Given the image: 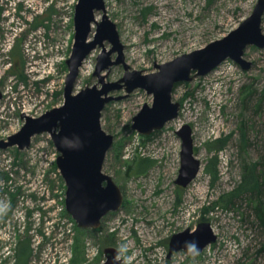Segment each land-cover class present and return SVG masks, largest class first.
<instances>
[{
  "label": "rangeland",
  "instance_id": "rangeland-1",
  "mask_svg": "<svg viewBox=\"0 0 264 264\" xmlns=\"http://www.w3.org/2000/svg\"><path fill=\"white\" fill-rule=\"evenodd\" d=\"M77 1L0 0V138L22 126L19 112L38 115L61 105ZM103 1L125 62L150 73L155 63L226 35L252 13L258 0ZM102 13H95L97 20ZM261 29L264 33V12ZM94 31L95 25L90 38ZM104 45L111 47L108 41ZM100 51L97 46L83 61L74 91L98 81L93 73ZM243 57L251 63L247 69L228 58L210 72L179 83L172 92V99L180 102L177 117L150 140L131 123L143 104L152 103L151 94L135 89L106 103L100 124L113 142L102 171L120 188L122 203L101 218L98 229L79 227L66 210L65 182L55 164L59 151L48 133L33 136L26 149H0L2 174L8 176L0 181V264H16L20 242L29 245L26 264H102L106 247L118 250L119 264L125 258H131L130 264H263L264 250H257L264 231L250 215L251 205L244 198L235 206L218 203L252 163H259L257 171L263 173L264 199V47L247 46ZM102 73L106 81H116L124 68L113 65ZM110 94L122 96L125 90ZM183 124L192 129L194 155L200 160L186 187L175 183L181 149L175 131ZM211 158L216 159L215 179L206 170ZM46 178L52 212L45 224L44 210L38 219L28 207L43 202L39 195L30 197L44 190ZM200 222L210 224L216 240L194 255L181 250L168 257L171 236Z\"/></svg>",
  "mask_w": 264,
  "mask_h": 264
},
{
  "label": "water",
  "instance_id": "water-1",
  "mask_svg": "<svg viewBox=\"0 0 264 264\" xmlns=\"http://www.w3.org/2000/svg\"><path fill=\"white\" fill-rule=\"evenodd\" d=\"M97 11L103 12L101 20L96 19ZM263 12L264 0H258L252 13L223 37L171 60L155 63V71L142 73L131 69L125 62L123 45L115 24L105 13L104 1L78 0L74 14V42L66 60L68 72L64 82L63 103L37 117L22 113L24 122L20 130L10 135L8 141L0 142V146L17 145L23 150L30 146L34 135L50 133L59 151L56 165L66 183L65 206L68 213L79 227H99L101 218L108 211L117 210L122 203L120 188L110 175L102 171L106 153L113 142V136L104 131L100 124L101 112L106 103L127 96L137 88L144 89L152 94L153 101L150 105L143 104L132 117L131 128L142 135L160 130L166 122L177 117L180 109V102L172 100L175 84L204 75L228 58L243 68L250 66L251 63L243 54L247 46L264 47L261 29ZM93 25L95 31L90 38ZM104 41H108L111 47L107 49ZM97 46L101 47V51L96 57L93 75L98 81L74 91L83 61ZM114 52L117 55L113 59ZM118 64L123 65V76L116 81H106V74L102 72ZM120 89L125 90L124 95L115 97L110 94ZM176 134L181 139V149L175 183L186 187L199 171L200 160L194 155L190 125L183 124ZM215 240L216 235L210 224L200 222L194 229L186 228L171 236L168 257L180 250L194 255ZM104 255L106 259L102 264L120 263L116 248L106 247Z\"/></svg>",
  "mask_w": 264,
  "mask_h": 264
},
{
  "label": "trees",
  "instance_id": "trees-1",
  "mask_svg": "<svg viewBox=\"0 0 264 264\" xmlns=\"http://www.w3.org/2000/svg\"><path fill=\"white\" fill-rule=\"evenodd\" d=\"M10 51V50H9ZM15 52V49L12 50ZM178 84H175L174 88ZM157 131H154L150 135H146L143 137L144 140H150ZM223 142L222 139L217 140V142ZM223 144H219V147H222ZM145 158L141 159V162L145 161ZM259 163H252L249 166L244 168V172L242 174L241 182L234 187L230 192L221 196L219 204L222 203L223 205L228 206H235L234 204H238V200L242 198L248 205H251V213L253 215L254 222L258 225V227L262 228L264 231V199L261 197L262 194V186L263 180L262 178V171H257V166ZM137 169H140L142 165H138ZM206 170L212 176V179L217 178V171H216V159L211 158L206 166ZM247 196V197H246ZM239 207V205H236ZM99 228V227H98ZM264 238V236H263ZM264 250V240L261 244L257 253H260ZM29 254V245L27 242H20L17 248V262L16 264H26V260ZM264 264V261H263Z\"/></svg>",
  "mask_w": 264,
  "mask_h": 264
},
{
  "label": "flooded vegetation",
  "instance_id": "flooded-vegetation-1",
  "mask_svg": "<svg viewBox=\"0 0 264 264\" xmlns=\"http://www.w3.org/2000/svg\"><path fill=\"white\" fill-rule=\"evenodd\" d=\"M115 53V52H114ZM113 58V57H112ZM114 59V58H113ZM155 65V64H154ZM16 66V65H15ZM113 66V65H112ZM111 66V67H112ZM17 67V66H16ZM110 67V68H111ZM18 68V67H17ZM179 83H181V82H179ZM179 83H177V84H179ZM175 86V85H174ZM63 89H64V87H63ZM137 89H140V88H137ZM121 90V89H120ZM144 90V89H143ZM173 90H174V88H173ZM134 91V90H133ZM146 91V90H145ZM131 93V92H130ZM129 93V94H130ZM128 94V95H129ZM152 95V94H151ZM153 97V96H152ZM2 100H4V92H3V89H2V83L0 82V101H2ZM173 100V99H172ZM173 101H176V100H173ZM62 103H63V101H62ZM61 103V104H62ZM60 106V105H59ZM143 106V105H142ZM55 107H58V106H55ZM51 108H54V107H51ZM51 108H49V109H45V111H47V110H50ZM41 108H39L38 110H40ZM140 110V109H139ZM45 111H42V112H40L38 115H34V114H30V113H25L26 115H28V116H31V117H37V116H39L40 114H42V113H44ZM33 113H37L36 112V110H33L32 111ZM24 113V112H23ZM21 114H22V112L20 113L19 112V115H18V117L17 118H19V120L20 119H22V117H21ZM20 116V117H19ZM13 119H14V117H13ZM175 119V118H174ZM173 120V119H172ZM167 123V122H166ZM20 126L17 128V129H15L13 132H11V134L9 133V134H7L5 137H1L0 138V142H2V141H8V137L10 136V135H12V134H15L16 132H18L19 130H20ZM58 128L59 127H57L56 129L58 130ZM180 128V127H179ZM178 128V129H179ZM162 129V128H161ZM160 129V130H161ZM177 130V129H176ZM158 131V130H157ZM154 132V131H153ZM152 132V133H153ZM176 132V131H175ZM44 133H48V132H44ZM151 133V134H152ZM42 134V133H41ZM49 134V133H48ZM36 135H39V134H36ZM50 135V134H49ZM35 136V135H34ZM144 136H146V135H144ZM50 137H51V135H50ZM51 140H52V138H51ZM53 142V141H52ZM9 147H14V148H16L17 150H21V149H19V147L17 146V145H9V146H7V147H1L0 146V149L1 150H6L7 148H9ZM11 159H9V162L11 163V161H10ZM13 161V160H12ZM15 163V162H14ZM55 164H56V160H55ZM57 166V165H56ZM3 167L1 166V164H0V181L1 180H3V179H8V176H7V174H2V169ZM46 171V170H45ZM46 177H47V174H46ZM62 179H63V177H62ZM63 181H64V179H63ZM3 182V181H2ZM65 182V181H64ZM104 184V183H103ZM49 188V186H48V180H47V178H46V184H45V187H44V190L42 191V189L40 190V193L39 194H36L35 192H33V193H35V195L33 194L31 197H30V199H34V197H36V195H39L40 196V198H38L37 200H39V199H41L42 197V199H43V202L41 203L40 202V205L39 204H37L36 205V207L34 206L33 207V205L32 206H29L28 208H32L31 210L32 211H30V213L32 214V215H35V216H37L38 217V219H41L42 218V216H41V211H40V209H43L44 210V218H45V221H44V223L46 224V222H47V219L49 218V216L48 215H51V212H52V204H51V202H52V199L49 197V191H50V189H48ZM66 183H65V199H66ZM4 190H5V188H3ZM19 192V191H18ZM37 198V197H36ZM35 200V199H34ZM38 205H39V207L40 208H37L38 207ZM44 206V207H43ZM35 208H37V209H35ZM65 208H66V206H65ZM26 209V208H25ZM67 210V209H66ZM107 213H109V211L107 212ZM106 213V214H107ZM25 214V213H24ZM24 214H23V216H22V218H23V224H22V226L25 224V221H24ZM105 214V215H106ZM20 215H21V213H20V211H18L17 212V215H15V217H17V219L18 218H20ZM104 215V216H105ZM51 217V216H50ZM51 218L49 219V221L48 222H50L51 223ZM100 225H101V222H100ZM19 226H20V223H19ZM95 229H98V227L97 228H95Z\"/></svg>",
  "mask_w": 264,
  "mask_h": 264
},
{
  "label": "clouds",
  "instance_id": "clouds-1",
  "mask_svg": "<svg viewBox=\"0 0 264 264\" xmlns=\"http://www.w3.org/2000/svg\"><path fill=\"white\" fill-rule=\"evenodd\" d=\"M125 250V248H121V252H123ZM130 259L131 258H125V264H130Z\"/></svg>",
  "mask_w": 264,
  "mask_h": 264
},
{
  "label": "built area",
  "instance_id": "built-area-1",
  "mask_svg": "<svg viewBox=\"0 0 264 264\" xmlns=\"http://www.w3.org/2000/svg\"><path fill=\"white\" fill-rule=\"evenodd\" d=\"M5 246H6V242H4V245H3V247H2V254L5 253Z\"/></svg>",
  "mask_w": 264,
  "mask_h": 264
}]
</instances>
